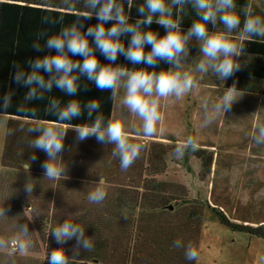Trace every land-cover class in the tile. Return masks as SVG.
<instances>
[{"label": "clouds", "instance_id": "9594fccd", "mask_svg": "<svg viewBox=\"0 0 264 264\" xmlns=\"http://www.w3.org/2000/svg\"><path fill=\"white\" fill-rule=\"evenodd\" d=\"M186 4L191 5L198 19L184 30L179 14ZM61 5L68 10L75 8L74 0H61ZM83 5L90 11L78 13L69 24H63L62 16L45 15L43 24L63 26L51 33L49 29H42L36 34L31 48L41 55L29 57L23 64L13 62V83L27 89L24 103L16 106V112L36 121L34 126L27 128L31 136L37 134L28 143L35 151L45 153L46 159L41 163L43 178L52 181L67 176L62 153L69 130L75 132L77 142L95 138L99 144L112 145V157L119 160L121 171H127L145 147L132 139L133 134L144 138L157 134L164 101L179 102L190 93H198L200 80L210 72L217 79L227 81L242 68L239 58L245 55L246 42L253 37L264 38V18L254 14L252 4L246 3L240 9L244 17L242 22L237 14L236 0H143L136 7L138 18L134 21L130 16L134 0H83ZM93 18L97 23L86 25L85 22ZM153 23L163 27L165 34L153 31ZM209 24L213 30H209ZM192 42L198 46V54L190 59ZM97 53L108 62L101 63ZM119 56L132 67L117 63ZM162 62L167 67H160ZM82 78L101 92L111 93L114 103L107 117L101 112L99 99L86 103L77 99ZM54 88L70 99L49 98L46 94L52 93ZM84 89L87 90V84ZM121 90L123 96L117 103ZM14 95L15 90L10 88L0 96V122H6L10 115L8 109L13 106ZM244 95L233 83L224 87L215 100L202 98L198 127H208L217 117L225 116ZM39 101H47L44 111L54 119L41 122L37 110L25 106ZM82 116L86 117L84 123H70ZM130 118L138 119L140 127H130ZM65 124H70V129L62 127ZM252 140L257 146L264 145V123L256 126ZM197 143L195 136H185L177 144L174 155L179 158L188 150L195 151ZM35 151L22 164L28 177L37 159ZM93 183L96 186L89 191L87 200L90 204H102L107 197V181L101 175ZM24 191L28 196L34 191L29 179ZM7 212L5 206L0 207V218H8ZM78 215V211L67 212L49 232L58 247L48 252L47 264H75L81 251L90 252L95 247V237L87 236L86 229L76 222ZM15 227L13 237H0V250L14 245L19 252L25 253L33 247L34 231L29 230L28 223H18ZM72 240L75 245L69 256L65 245ZM173 247L183 249L187 261L198 259L199 253L192 241L185 243L177 238Z\"/></svg>", "mask_w": 264, "mask_h": 264}, {"label": "trees", "instance_id": "16d2710c", "mask_svg": "<svg viewBox=\"0 0 264 264\" xmlns=\"http://www.w3.org/2000/svg\"><path fill=\"white\" fill-rule=\"evenodd\" d=\"M250 1L236 0V3L243 6ZM74 2V10H68L61 5V0H0V96L10 88L15 90L13 106L8 109L10 115L1 155L0 207L11 208L8 193L5 192V185L1 181L3 175L13 174L14 180H22L20 197L23 198L25 207H29L31 217L34 219L38 215L39 220L47 226L44 234L47 230L49 234L64 219L67 212L78 211L76 222L86 229L87 236L95 237V247L90 252L81 251L75 264H129L130 259L132 264H194V261L185 259L183 249L173 247V242L180 238L185 243L192 241L196 245L204 207L196 201L198 199L190 196L186 184L159 178L167 168L164 156L170 150L168 144L160 141L147 142L132 137L135 142L143 143L145 147L134 164L127 171H121L119 160L112 157V145L99 144L95 138L77 142L75 132L69 130L62 153L63 165L67 166V176L55 181L43 178L41 163L46 159V155L39 150L35 151L28 143L32 136L37 134L33 133L31 136L27 128L34 126L36 121L16 112V106L24 103L23 96L27 89L13 83L12 74L15 71L13 62L23 64L29 57L41 55L31 48L40 30L49 29L50 33L54 32L63 24L71 23L77 18L78 13L90 11L84 8L83 0ZM142 3L143 0H134L130 11L132 21L138 18L136 7ZM45 15L53 18L62 16L63 24L56 27L43 24L42 18ZM173 19H176V16ZM85 23L95 24L97 21L93 18ZM151 29L160 35L165 34V29L156 23L151 25ZM40 43L43 44V41ZM125 44L127 45V40ZM145 50L149 49L146 47ZM97 56L101 63L108 62L100 53H97ZM242 57L246 58L243 65ZM239 60L241 70L226 84L231 86L236 83L238 90L264 94V40L252 38L246 42L245 55ZM117 63L132 67L123 56L118 57ZM160 67L167 65L162 62ZM85 84L87 90L84 89ZM46 95L49 98L55 96L62 101L70 99L55 88L52 93ZM110 96V92H101L94 84L81 79V90L77 99L81 103L99 99L101 112L106 117L114 103ZM46 102L39 101L25 106L37 110L40 121L45 122L54 119L47 116L44 111ZM85 118L82 116L70 123H84ZM62 127L70 129L71 125L65 124ZM34 151L37 159L32 163L31 177H26L28 174L22 169V164ZM203 152L204 149H198L194 154L201 159V171L210 174L212 156L205 158ZM101 175L107 181V195H116L117 199L110 202L108 199V203L104 200L99 205L90 204L87 200L88 193L96 186L93 182L98 181ZM27 179L34 185V191L30 196L24 191ZM3 195H6L4 202ZM15 195L14 202L17 199L16 191ZM107 204L111 209L105 211L103 207ZM100 207L103 212H99ZM211 209L224 226L264 239V224L253 226L237 223L231 221L221 209L217 207ZM2 219L0 218V237L7 235L6 230L1 227ZM54 242L51 235H48L47 245L52 246ZM74 245V240L68 241L65 248L71 246L73 248ZM131 245L134 248L132 255ZM0 255L3 258V253ZM67 255L71 256L72 251ZM0 264H3V259Z\"/></svg>", "mask_w": 264, "mask_h": 264}, {"label": "rangeland", "instance_id": "374dc122", "mask_svg": "<svg viewBox=\"0 0 264 264\" xmlns=\"http://www.w3.org/2000/svg\"><path fill=\"white\" fill-rule=\"evenodd\" d=\"M193 55L190 54V59L194 58ZM212 79L204 75L200 80L199 92L190 93L182 101H164L162 120L157 126L156 135L144 138L133 134L132 137L168 144L170 150L164 156L167 168L159 178L186 184L190 195L196 197L194 199H198L196 201L204 207L196 243L199 256L194 264H264V239L224 226L211 209H221L231 221L237 223L253 226L264 224V145L257 146L252 140L256 126L264 123V96L245 93L225 116L217 117L208 127L199 128L202 98L215 100L224 87H228L225 84H211ZM122 96L121 90L117 103ZM7 121L8 118L6 122H0V174ZM140 124L138 119L129 120L130 127L139 128ZM188 135L197 138L196 150L204 149L205 158L212 156L210 174L201 171V159L195 156L194 151L188 150L179 158L174 155L177 144ZM14 176L9 174L2 177L1 183L5 185L11 208L8 209L9 217L2 219L1 227L6 230L4 237L10 239L15 235L18 223H28L29 230L34 231L33 247L25 253L19 252L14 245L0 250L3 253L0 263L3 259V264H43L47 262L48 252L58 245L55 242L52 246L47 245L48 230L44 234L47 226L39 220L38 215L34 219L31 217L29 207H25L20 197L22 180H14ZM14 190L17 194L15 202ZM2 199L4 202L6 195ZM108 199L110 202L117 197L107 195L105 203H108ZM98 209L103 212L101 207ZM103 209L106 211L111 206L107 204ZM133 249L131 245L130 255ZM66 250L68 254L72 246ZM129 264H132L131 259Z\"/></svg>", "mask_w": 264, "mask_h": 264}, {"label": "crops", "instance_id": "0c3cea01", "mask_svg": "<svg viewBox=\"0 0 264 264\" xmlns=\"http://www.w3.org/2000/svg\"><path fill=\"white\" fill-rule=\"evenodd\" d=\"M250 3L253 6L254 14L260 15L262 18H264V0H251ZM240 9H241V6L240 5H237V14L240 15L241 21L243 22V19H244L243 12ZM179 18H181L182 21H183L182 22V28L184 30H186L188 27H190L191 22H193V21H195V20L198 19L197 15L195 13V10L192 9V7H191L190 4H186L184 6V10L179 14ZM208 27H209V30H213L212 25L209 24ZM253 38H257L259 40H264V38H261V37H253ZM192 53H194V55H193L194 58L198 54V46L196 45L195 42H192L190 44V54H192ZM245 62H246V58L245 57H242V65L245 64ZM207 76H210V77L213 78L211 80V82H210L211 84H225L226 86L229 87V85L226 84V82H228L229 79L224 82L222 80L217 79V77L214 74H212L211 72L208 73ZM241 91L243 93L260 94V95L264 96V94H261L259 92H250V91H245V90H241ZM142 140L143 141H147V139H142ZM147 142H149V141H147ZM189 194H190V190H189ZM190 196L192 198H196V197H194L192 195H190ZM207 200H208V197H207Z\"/></svg>", "mask_w": 264, "mask_h": 264}]
</instances>
